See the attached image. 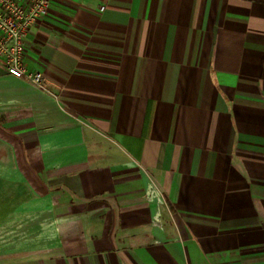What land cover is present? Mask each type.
Wrapping results in <instances>:
<instances>
[{
  "label": "crops",
  "instance_id": "0c3cea01",
  "mask_svg": "<svg viewBox=\"0 0 264 264\" xmlns=\"http://www.w3.org/2000/svg\"><path fill=\"white\" fill-rule=\"evenodd\" d=\"M26 62L0 264H264V0H55Z\"/></svg>",
  "mask_w": 264,
  "mask_h": 264
},
{
  "label": "built area",
  "instance_id": "2783aa9c",
  "mask_svg": "<svg viewBox=\"0 0 264 264\" xmlns=\"http://www.w3.org/2000/svg\"><path fill=\"white\" fill-rule=\"evenodd\" d=\"M54 1L0 0V63L10 75L43 90H48L46 74L28 66L26 40L33 26L49 16Z\"/></svg>",
  "mask_w": 264,
  "mask_h": 264
},
{
  "label": "rangeland",
  "instance_id": "374dc122",
  "mask_svg": "<svg viewBox=\"0 0 264 264\" xmlns=\"http://www.w3.org/2000/svg\"><path fill=\"white\" fill-rule=\"evenodd\" d=\"M6 158V157H5ZM11 171L10 170H8V169H5L4 171L3 170H0V178H6L7 180H9L10 178H11V176H8V174L10 173ZM12 179V178H11ZM3 182H5V181H0V189H2L3 187H4V184H3ZM9 188H12V186H9ZM4 198H7V201H4L3 199ZM6 200V199H5ZM3 204L4 205H6V204H8L7 206H10L11 207V204H12V198L10 197L9 199H8V197H6V196H4L3 194H1L0 193V207H4L3 206ZM9 207V208H10Z\"/></svg>",
  "mask_w": 264,
  "mask_h": 264
}]
</instances>
